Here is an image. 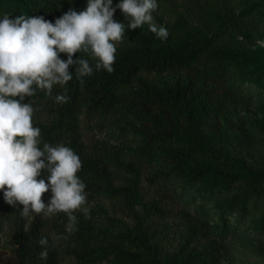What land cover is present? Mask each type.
Listing matches in <instances>:
<instances>
[{
	"label": "trees",
	"instance_id": "16d2710c",
	"mask_svg": "<svg viewBox=\"0 0 264 264\" xmlns=\"http://www.w3.org/2000/svg\"><path fill=\"white\" fill-rule=\"evenodd\" d=\"M75 1L0 0V15L54 22ZM161 1L173 11L154 16L169 31L166 41L147 24L126 29L112 73L95 72L83 84L74 76L66 104L55 102L60 87L52 96L37 90L25 100L36 108L41 142L63 143L80 156L87 196L105 195L132 221L109 215L103 205L96 211L105 225L93 208L89 217L75 213V222L61 213L74 228L69 264H225L234 243L245 239L239 226L248 218L264 239V51L250 49L264 39V0ZM114 19L128 23L119 9ZM79 55L94 63L84 53L74 59ZM100 126L130 140L86 141L84 132ZM146 172L153 183L165 184L178 211L145 196ZM22 208L7 204L0 192V220L7 218L12 228V256L3 264H66L44 222L24 218ZM175 218L181 240L171 251L166 238ZM42 237L49 240L45 256ZM253 247L264 255V242Z\"/></svg>",
	"mask_w": 264,
	"mask_h": 264
},
{
	"label": "clouds",
	"instance_id": "9594fccd",
	"mask_svg": "<svg viewBox=\"0 0 264 264\" xmlns=\"http://www.w3.org/2000/svg\"><path fill=\"white\" fill-rule=\"evenodd\" d=\"M117 9L128 23L117 22ZM158 0H87L86 8H70L55 21L44 16L0 15V192L4 201L31 220L36 215L65 213L72 222L76 212L90 216L86 184L78 175L83 163L72 148L63 143L41 142V129L34 126L36 108L26 98L37 90L52 96L57 104L69 100L66 86L74 76L84 83L95 72L114 71L116 44L126 29L145 24L162 41L169 31L157 24L153 12ZM84 53L91 57L79 55ZM66 54L67 59H62ZM74 67L75 71H70ZM51 193L47 202L42 197ZM30 224L25 225V232ZM47 255L48 237L39 242Z\"/></svg>",
	"mask_w": 264,
	"mask_h": 264
},
{
	"label": "rangeland",
	"instance_id": "374dc122",
	"mask_svg": "<svg viewBox=\"0 0 264 264\" xmlns=\"http://www.w3.org/2000/svg\"><path fill=\"white\" fill-rule=\"evenodd\" d=\"M177 3H183V0H177ZM87 0H76L73 3H70L65 7L61 15L67 12L70 8H75L77 11L83 10L86 8ZM179 5V6H180ZM171 3L168 1L158 0V9L153 12V16L156 13L161 14H169L172 15ZM60 15V16H61ZM58 16V17H60ZM57 17V18H58ZM120 44L117 43L116 47ZM252 52L256 54H260L264 51V39L259 40L256 44L250 46ZM259 112V109L257 110ZM254 114H252L253 116ZM85 137L86 141L91 139L92 141H100V142H110L113 144H127L130 138L121 136L119 134V130H112L109 126H100L99 128H91L90 130H86ZM118 175H127V174H118ZM149 172H146L143 175V191L147 198H162L165 201L169 202V205L174 208L175 211H178L181 206H179L176 199L173 198L171 193L167 190L164 183L155 184L151 180L148 179ZM42 199L47 202L48 198L44 194ZM87 206L89 208H93L95 211L98 210L99 205H103L108 210L109 215L118 217L127 223H132L131 219L126 218L122 213L117 212V209L113 206V201L108 199L105 195H97L95 198H89ZM201 201L198 200V202ZM117 206V205H116ZM210 216L213 218L216 214V210L211 208L209 210ZM79 212H76L78 214ZM97 217L100 218L101 222L104 225L107 223L106 218L97 212ZM64 216L61 213L52 215V216H41L36 215L34 218L42 220L45 224V232L48 236L52 237L56 240L58 248L61 252V257L64 260V263L69 264L72 263V259L69 257V250L67 246L69 242L72 240V235L74 233V228L71 222L64 221ZM214 220L216 218H213ZM236 219L234 218L233 221ZM172 228L168 230V237L166 238V247L169 250H174L177 248L178 243H180L181 238L177 235L176 230L179 228V220L172 219L170 220ZM239 230L244 233L245 239L243 241L235 242L234 248L232 249V255L228 257L224 262L225 264H264V255L258 252L254 247L252 248V243H263L264 239L261 238V230L257 226L254 225L252 218H248L246 222L242 223L239 226ZM11 232L12 228L9 220L7 218H2L0 220V264H3L6 259L12 256V244H11ZM256 237V238H254ZM253 240V242H252ZM250 243L251 246H248Z\"/></svg>",
	"mask_w": 264,
	"mask_h": 264
}]
</instances>
